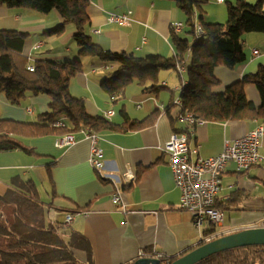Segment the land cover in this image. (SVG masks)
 I'll use <instances>...</instances> for the list:
<instances>
[{"label": "crops", "instance_id": "0c3cea01", "mask_svg": "<svg viewBox=\"0 0 264 264\" xmlns=\"http://www.w3.org/2000/svg\"><path fill=\"white\" fill-rule=\"evenodd\" d=\"M236 1L224 0L217 4L215 0H208L204 6V21L224 23L227 4ZM245 1L255 4L260 0ZM262 8L264 10V0ZM109 14L124 15L126 24L108 23ZM86 16L89 24L85 32L93 43L104 51L126 52L138 58L174 55L170 43L171 26L184 20L175 3L169 0H92L86 8ZM62 23L55 11L41 15L26 9L0 7V31L27 35L22 52L30 62H63L78 58L74 27L66 26L59 36L46 33ZM195 23L198 25L197 21ZM187 30L184 26L178 32L180 37L184 34L182 38H189ZM242 47L246 56L244 64L234 70L222 66L215 68L214 76L219 85L214 92H222L228 85L264 68L263 34L243 35ZM81 67L82 71L70 82L69 93L84 102L89 116H103L121 125L125 120L120 115L115 118V110L122 106L127 119L135 121H143L158 111L153 124L145 128L98 135L105 162L103 173L120 178L117 188L126 210L112 203L115 187L111 181L103 179L91 167L89 142L82 132L73 134L75 143L62 149L54 146L57 137L54 135L19 137L20 143L35 154L21 150L0 153V196L17 182L34 181L42 201L53 207L48 215L50 222L63 224L66 216L72 215L69 226L87 241L91 264H133L146 255L172 259L210 238L264 226V165L252 167L245 173L237 172L233 163L226 165L216 198V206L224 212V227L216 228V233L206 237L208 226L195 227L192 215L178 209L180 191L174 185L168 157L161 147L172 133L189 130L185 123L173 119L174 111L165 110L179 97L183 75L160 71L157 76L160 88L150 93L143 92L133 82L124 89L123 98L114 104V98L108 97L101 88L104 81L112 78V67L101 66L97 59L87 58H81ZM244 94L255 107L259 104L250 85L245 86ZM29 97L14 105L0 93V117L18 123H36L39 113L49 111L50 100L46 96ZM110 111L113 115L106 116ZM257 124L256 121H204L194 128L188 145L191 149L197 148L200 157L211 158L222 151L225 142L243 137ZM259 152L264 155V148ZM127 171L132 172L136 180L124 182L122 175ZM50 181L56 197H52ZM230 198L236 200L232 207L227 205ZM84 253H76L79 260H85Z\"/></svg>", "mask_w": 264, "mask_h": 264}, {"label": "trees", "instance_id": "16d2710c", "mask_svg": "<svg viewBox=\"0 0 264 264\" xmlns=\"http://www.w3.org/2000/svg\"><path fill=\"white\" fill-rule=\"evenodd\" d=\"M91 1L0 0V7L7 9H26L41 15L57 12L62 25L46 33L59 36L66 26H72L75 29L73 40L78 48L76 60L30 62L22 52L27 35L11 30L0 31V93L14 105L27 96L40 94L50 100L49 111L38 115L34 124L0 119V153L21 150L35 154L20 143L19 137L63 136L84 130L99 135L103 132L137 131L153 124L158 111L143 121H135L127 119L123 106L118 110V115L125 120L121 125H115L103 116H89L84 102L69 93L72 78L82 71L81 58L97 59L101 66L112 67V78L104 81L101 88L108 97L114 98V104L123 98L124 89L129 84L136 82L143 92H157L160 71L178 74L177 68L185 66V85L179 94L181 106L170 104L165 109L174 111L173 119L177 115L191 113L194 118L205 122L256 121L264 125V68L228 85L222 92L213 90L219 85L214 76L216 67L234 70L246 62L242 36L248 33L264 35L263 0L255 4L245 0L227 4L226 21L211 24L204 21V6L208 0H169L183 14L182 24L187 27L186 35L189 37L182 38L171 31L174 55L170 58L158 55L138 58L126 52L104 51L85 32L89 24L86 8ZM195 21L203 29L201 38L196 37ZM29 65L33 67L32 72L27 69ZM246 85L256 88L259 107L246 99ZM59 121H63V127H55ZM190 139L188 137V141ZM50 185L52 197H56L51 181ZM235 202V198H230L227 205L232 207ZM51 208V203L42 201L38 185L32 180L17 182L0 196V264H91L87 241L72 231L69 224L50 222L46 213L49 214ZM215 232L213 226H208L205 235ZM77 252H86L84 261L79 260ZM173 259L168 260L171 262ZM161 261L163 264L166 262ZM198 264H264V246L227 251Z\"/></svg>", "mask_w": 264, "mask_h": 264}, {"label": "built area", "instance_id": "2783aa9c", "mask_svg": "<svg viewBox=\"0 0 264 264\" xmlns=\"http://www.w3.org/2000/svg\"><path fill=\"white\" fill-rule=\"evenodd\" d=\"M217 4L224 3V0H215ZM124 15L118 16L109 14L107 21L110 24L124 25L126 24ZM184 25L180 22L171 26V31L178 33L183 29ZM195 33L197 38L203 35V29L200 25H196ZM27 69L32 72L33 67L28 66ZM178 74L184 75L185 66L177 68ZM181 88L185 85L181 80ZM113 99V98H112ZM180 108L181 101L174 98L172 103ZM113 112H106V116H112ZM176 120L183 122L188 126L186 133H172L169 140L161 147L162 153L168 157L169 167L173 176L174 185L180 191L178 209L188 212L192 215L195 227L213 226L215 229L224 227V212L216 206V198L221 190V177L228 163L236 166V171L245 173L255 166L264 165V155L259 151L264 148V125L258 123L255 128L246 133L243 137L228 143L225 142L222 151L211 158H202L198 155L197 148L191 149L188 145V137L194 133V128L204 123L203 120L194 118L191 113H183L177 115ZM63 121L55 124V127H63ZM84 138L89 142V158L91 167L103 179L111 181L115 187V193L112 196V203L120 206L123 211L126 207L121 202L120 190L117 185L121 183L118 176L112 174H104L105 162L102 159V150L99 147V136L90 130H84ZM75 143L73 134H65L57 136L54 146L62 149ZM126 183L136 180V176L127 171L123 175ZM72 215H67L64 223L70 224ZM216 233V232H215ZM140 257L143 254L140 253ZM153 258L165 260L168 259L162 255H153Z\"/></svg>", "mask_w": 264, "mask_h": 264}, {"label": "water", "instance_id": "95a60500", "mask_svg": "<svg viewBox=\"0 0 264 264\" xmlns=\"http://www.w3.org/2000/svg\"><path fill=\"white\" fill-rule=\"evenodd\" d=\"M264 246V226L243 229L231 234L221 236L212 241L206 242L189 252L175 257L168 264H198L201 261L227 251ZM133 264H163L161 260L153 257L137 259Z\"/></svg>", "mask_w": 264, "mask_h": 264}, {"label": "rangeland", "instance_id": "374dc122", "mask_svg": "<svg viewBox=\"0 0 264 264\" xmlns=\"http://www.w3.org/2000/svg\"><path fill=\"white\" fill-rule=\"evenodd\" d=\"M212 7H213V6H212ZM181 37H185V35H184V34H181ZM75 47H76V46H75ZM76 49H77V48H76ZM85 63H86V60L83 61V64H85ZM184 75H185V73H184ZM184 75H183V77H184ZM109 78H110V77H109ZM250 87H252V89L254 90V92H255V93L257 94V96H258V93H257L256 88H255L253 85H250ZM44 96H46V95H44V94L38 95V97H44ZM46 97H47V96H46ZM29 98H35V96H30ZM47 98H48V97H47ZM25 99H26V97H25L23 100H25ZM27 99H28V98H27ZM249 101H250V100H249ZM258 101H259V104L256 105V107H258V106L260 105V99H259V96H258ZM117 102H119V101H117ZM250 102H251V101H250ZM21 104H22V103H21ZM116 106H117V105H116ZM48 110H49V109H48ZM117 110H118V109L115 110V112H116V114H115V118L118 117ZM46 112H48V111H43V112H41V113H39V114H43V113H46ZM39 114H38V115H39ZM38 115H37V116H38ZM37 116H36V117H37ZM0 119L5 120V119H8V118H1V117H0ZM46 215H47V217H49V216H48L49 214L46 213Z\"/></svg>", "mask_w": 264, "mask_h": 264}]
</instances>
